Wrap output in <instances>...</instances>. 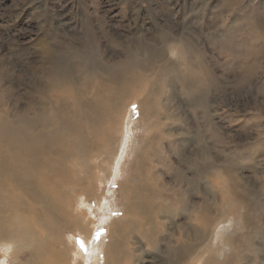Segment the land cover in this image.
<instances>
[{
  "label": "rangeland",
  "instance_id": "obj_1",
  "mask_svg": "<svg viewBox=\"0 0 264 264\" xmlns=\"http://www.w3.org/2000/svg\"><path fill=\"white\" fill-rule=\"evenodd\" d=\"M40 43L56 55L43 57ZM157 49L163 60L180 65L205 103L195 104L197 95L186 94L179 80L176 86L160 83L165 90L158 103L166 107H140L139 99L130 97L112 133L114 148L93 153L91 168L79 172L91 188L68 187L65 206L74 223L50 234L38 230L39 220L26 221L39 240L57 242L53 250L63 256L50 259L35 247H3L0 264L16 261V249L17 262L30 264H37V255L38 264H264V0H0L1 107L39 101L33 86L53 81L51 72L68 60L87 64L77 72L91 98L101 81L88 64L109 65L139 54L151 58ZM163 60L153 67L155 77ZM106 104L116 110L114 102ZM148 118L156 124L152 135L145 127ZM189 159L208 167L198 170ZM71 164L74 171L84 169L78 160ZM147 170L156 173L151 181L160 193L152 198L157 207L152 219L122 228L126 236L116 238L121 244L109 243L125 208L134 203L132 186ZM181 173L192 185L178 180ZM178 186L180 203L174 195ZM205 205L211 208L208 234L198 236L193 231L202 227L195 218ZM221 208L224 215L218 214ZM179 244L190 252L175 259L171 250Z\"/></svg>",
  "mask_w": 264,
  "mask_h": 264
},
{
  "label": "bare ground",
  "instance_id": "obj_2",
  "mask_svg": "<svg viewBox=\"0 0 264 264\" xmlns=\"http://www.w3.org/2000/svg\"><path fill=\"white\" fill-rule=\"evenodd\" d=\"M40 47L43 57L45 54L53 55V50L46 43H40ZM140 55H135V57L131 55L124 58L120 57L121 60H117L109 65H103L101 61L88 64L99 71L101 81L94 84L91 98L86 96L88 93L86 80L79 78V72H77L80 70L77 67H81L78 65L79 62L74 63L72 61L73 63H70L68 59L66 64H63L61 68L51 72L52 74L49 76L53 81H45V83L42 81L43 83H37L38 86H33L34 90L37 91L36 97H38L39 101L27 103L24 107L14 103L13 107L6 109L1 107L2 101L0 96V251L4 250L3 247L13 248V246H20L19 249L22 250L21 246H23V248H38L44 258L53 259L63 256L62 251L55 253V250H53V246L57 242H53L52 239L39 240L33 231L36 228L32 229L26 221L30 217L39 220L41 223L38 226V230L42 232L45 229L50 234H55L56 232L58 234V230L64 227L65 224L74 223V218L72 219L68 216L69 211L65 206L69 195L68 187L70 185L75 186L81 192L84 187L87 189L91 188L90 180L80 178L81 174L79 172H84V170L91 168L89 163L91 160L90 156H93V153L101 151L107 153L114 148L112 147V133L118 119L122 116L121 106L127 107V101L130 97L138 98L140 107L148 105L166 107L161 102L158 103V99L165 90V88L161 87L160 83L167 82V86L170 84L176 86L174 81L179 80L186 94L189 96L195 95V97L197 95L201 101L195 98V104L201 105L200 103H205L203 94H199L200 88L197 85L193 87L190 85L186 74L178 68L179 64L178 67H175L167 59L163 60L164 56L160 52V49L153 52L151 58ZM162 60L158 75L155 77V68L153 67L156 62ZM86 66L87 64L81 67V69ZM45 77L48 78V76ZM46 78L44 79L46 80ZM2 79L0 73V85H2ZM139 94H141V97ZM110 102L117 104L116 110L109 108V105L106 104ZM44 108L45 111H41ZM152 125H156L154 120L150 118L145 119V127L149 135L153 134ZM162 129L164 131L163 127ZM123 141L125 142V140ZM194 141L196 142L197 140ZM103 143L104 146L102 147ZM183 150L181 149L180 152L182 153ZM89 153L90 155H88ZM74 160H78L84 169L81 170L74 167L75 171L72 170L70 164ZM201 160H204L205 164L206 159L203 156H201ZM188 162L194 168L199 167L198 170L201 167L206 170L205 168L208 167L202 163L199 165L194 159H189ZM155 176L156 173L154 171L147 170L142 180L132 186L131 194L134 203L125 208V218L117 221L119 226L114 227V232L117 236L114 239L110 238L109 243L121 244L116 238H124L126 236L122 228L128 230L132 228V225L136 221L152 219V215L157 208L152 203V198L160 197L159 190L156 189L155 183L151 181L153 178H156ZM176 177L179 181H187L191 185L193 183L189 179L187 180L183 173L176 174ZM234 179V176H229V180L233 181ZM231 184L228 185L231 187ZM234 185L233 187L236 186ZM223 186L226 188L227 184L225 186L223 183ZM233 187H231L232 190L234 189ZM180 188L178 186L176 192H174L178 203L182 200ZM231 194L236 195V193L232 192ZM241 195L243 197V193ZM246 195L247 193L244 194V197ZM232 198L234 202L240 199H237V197ZM246 198L245 200H247ZM225 201L228 203L231 200L225 198ZM222 208L218 211L219 215L224 211ZM202 210L205 214L198 213V217L195 218L200 221L199 225L196 226L202 227L201 231H199V228L193 231L198 236L208 234L209 221L206 213H210L211 208L205 205ZM78 224H80V220ZM16 250V253L14 252L16 261L8 264H30L31 261H27V258L25 262H20L21 260L17 262L20 252L17 253L18 251ZM171 252L175 259H180L184 255H187L190 250L188 248L183 249L179 244L173 246ZM27 254L29 255V252ZM3 257L5 259L8 257L7 251ZM64 258L65 256L63 257V261L65 260ZM36 262L38 264V255ZM63 264H66V262H63ZM207 264L210 263L207 262Z\"/></svg>",
  "mask_w": 264,
  "mask_h": 264
},
{
  "label": "snow or ice",
  "instance_id": "obj_3",
  "mask_svg": "<svg viewBox=\"0 0 264 264\" xmlns=\"http://www.w3.org/2000/svg\"><path fill=\"white\" fill-rule=\"evenodd\" d=\"M133 109H135V105H133ZM93 238L94 239H98V236L94 234ZM77 243L81 247L82 251H84V252H87L88 251V249L86 247V244H85V242H84V240L82 238L77 237Z\"/></svg>",
  "mask_w": 264,
  "mask_h": 264
}]
</instances>
